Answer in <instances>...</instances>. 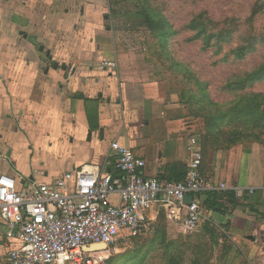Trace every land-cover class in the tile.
Listing matches in <instances>:
<instances>
[{
	"label": "crops",
	"instance_id": "obj_1",
	"mask_svg": "<svg viewBox=\"0 0 264 264\" xmlns=\"http://www.w3.org/2000/svg\"><path fill=\"white\" fill-rule=\"evenodd\" d=\"M115 9L110 0H0V176L27 188L83 167L113 173L117 141L146 161L144 175L185 179L187 139L205 128L194 133L170 77L118 43L122 28L107 21ZM233 106L228 149L211 147L202 173L255 192L232 214L210 211V222L227 237L222 264H264V103L258 124ZM18 246L0 216V264Z\"/></svg>",
	"mask_w": 264,
	"mask_h": 264
},
{
	"label": "rangeland",
	"instance_id": "obj_2",
	"mask_svg": "<svg viewBox=\"0 0 264 264\" xmlns=\"http://www.w3.org/2000/svg\"><path fill=\"white\" fill-rule=\"evenodd\" d=\"M110 3L116 9L107 19L108 24L122 28L116 36L118 43L123 49H134L133 53L145 59L147 68L156 75L170 77L180 90L178 100L194 133L205 128L206 134L209 121L214 115L218 117L222 108L215 109L214 102L228 110L229 103L236 98L228 89L229 81L264 63V0H110ZM207 19L215 24L191 29L193 20ZM209 34H215L216 40L207 42ZM256 43H260L257 51L239 61L238 51L246 44ZM253 91H264V82L256 84ZM224 127L221 132L213 130L211 136L202 135L204 157L213 146L228 149L225 144L229 141V123ZM212 224L199 233L186 235L159 216L151 233L125 237L108 264H222L229 244L225 233Z\"/></svg>",
	"mask_w": 264,
	"mask_h": 264
},
{
	"label": "built area",
	"instance_id": "obj_3",
	"mask_svg": "<svg viewBox=\"0 0 264 264\" xmlns=\"http://www.w3.org/2000/svg\"><path fill=\"white\" fill-rule=\"evenodd\" d=\"M186 150L188 171L180 182L144 175L146 161L117 141L111 143L113 173L83 167L27 188L1 175L0 216L19 242L7 264H107L125 237L151 233L160 215L186 235L199 233L210 222L208 192L233 191L240 201L254 194L204 177L201 135L189 136ZM98 245L104 248L85 251Z\"/></svg>",
	"mask_w": 264,
	"mask_h": 264
},
{
	"label": "trees",
	"instance_id": "obj_4",
	"mask_svg": "<svg viewBox=\"0 0 264 264\" xmlns=\"http://www.w3.org/2000/svg\"><path fill=\"white\" fill-rule=\"evenodd\" d=\"M192 23L193 24L191 26V29L193 31H195V29L197 27H200L201 25H202L201 27L203 28V26L207 27L209 25L215 24L213 23L212 19L210 20L207 19L202 22L193 20ZM215 28L216 26H214L213 29L215 30ZM201 32L202 30L199 33ZM199 33L197 34V36L199 35ZM215 36H216L215 34H209L206 41L211 43L213 40H216ZM259 44L260 43L251 44V46L249 44H246L244 48H241L238 51L239 61L245 60L250 55L254 54L257 51V47ZM262 82H264V63L261 64L259 67H257V69L252 70L251 72H246L243 75L234 76L232 80L229 81L228 83L229 91L234 93L236 96V98L234 97L235 99L231 103H229V105L234 104L233 109L236 110L237 112L238 111L245 112L246 110L247 113H251L253 124H258L260 122L261 119L258 117L257 114L260 113L258 111L261 107V102L263 101L264 103V93L255 92L253 91V88L255 87L256 84L262 83ZM246 90L247 92H245ZM202 91L205 92V89L203 88ZM212 105L216 109V106L219 104L213 103ZM229 105H228V110H225L223 105L218 106V107H222L221 109L222 111L221 110L218 111L219 112L218 117H216V115L212 117V122L209 121L208 128H206L207 130L206 135H209V136L213 135L215 133L213 130L222 131L221 128H225L224 126L226 125V123L230 122ZM242 121L244 123V115H243ZM210 122L213 124V126H211ZM201 143H202V135H201ZM202 147H203V143H202ZM205 204H206L207 209L214 213H218L221 215H228V214H232V212L239 206L240 202L235 197V193L233 191H211L207 193V199H206ZM160 216H163V215H160ZM207 224H212V223L206 222L204 226H206ZM218 230L220 232L219 228ZM223 236H226V234H223ZM110 260L108 261V263L110 262Z\"/></svg>",
	"mask_w": 264,
	"mask_h": 264
},
{
	"label": "water",
	"instance_id": "obj_5",
	"mask_svg": "<svg viewBox=\"0 0 264 264\" xmlns=\"http://www.w3.org/2000/svg\"><path fill=\"white\" fill-rule=\"evenodd\" d=\"M186 202L187 203H191L192 202V198L191 197H187L186 198ZM104 248V246H92V247H89V248H87V249H85V251L86 252H92V251H95V250H97V249H103Z\"/></svg>",
	"mask_w": 264,
	"mask_h": 264
}]
</instances>
